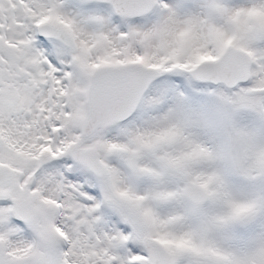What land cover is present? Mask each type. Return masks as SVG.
I'll use <instances>...</instances> for the list:
<instances>
[{"label": "rangeland", "instance_id": "374dc122", "mask_svg": "<svg viewBox=\"0 0 264 264\" xmlns=\"http://www.w3.org/2000/svg\"><path fill=\"white\" fill-rule=\"evenodd\" d=\"M154 1L128 21L91 0H0V164L15 175L0 194V264H149L146 240L165 264H264V0ZM43 24L76 51L39 40ZM228 46L250 56L247 86L186 75ZM130 64L162 77L129 122L82 141L91 75ZM72 148L96 150L105 179ZM189 184L205 207L186 200ZM10 198L30 221L15 222Z\"/></svg>", "mask_w": 264, "mask_h": 264}, {"label": "water", "instance_id": "95a60500", "mask_svg": "<svg viewBox=\"0 0 264 264\" xmlns=\"http://www.w3.org/2000/svg\"><path fill=\"white\" fill-rule=\"evenodd\" d=\"M92 2L110 6L117 16L131 21L143 18L155 9L154 0H92ZM218 14L221 19L226 18L224 6L219 7ZM40 35L45 39L61 43L71 52L76 51L75 44L69 35L48 24L41 26ZM250 67L251 59L246 53L228 47L218 61L203 62L188 71L187 75L194 81L203 82L213 88L223 86L226 91H234L249 83ZM159 77L158 71L141 65L107 67L94 72L87 95V116L83 122L81 139L89 141L94 138L98 130L104 133L130 120L149 87ZM70 157L97 178H105V167L100 162L96 150L72 148ZM137 164L138 157L135 154L125 160V165L130 172L136 171ZM7 185L9 184H2V187ZM184 196L196 207L205 206L208 202L205 190L193 184L185 187ZM16 212L24 221L32 217L27 203L21 204ZM144 244L148 252L149 264H165V253L158 243L146 240ZM39 259L36 257L34 261L38 262Z\"/></svg>", "mask_w": 264, "mask_h": 264}, {"label": "flooded vegetation", "instance_id": "af4514ba", "mask_svg": "<svg viewBox=\"0 0 264 264\" xmlns=\"http://www.w3.org/2000/svg\"><path fill=\"white\" fill-rule=\"evenodd\" d=\"M0 151H1V149H0ZM6 174L10 175L11 180H10V178H8V176ZM14 178H15V175H14V172L12 171V169L10 167L6 166V165L0 164V194H1V190L4 189V188L1 187V185L2 184H5L6 181H8V180H9V182H11V185H12L13 182H14ZM11 185L8 186L7 188H10ZM4 198L5 197H1V195H0V201H3V203H5ZM6 204L8 206H12V210H11L12 211V214H16V208H17V206L14 205V200L12 198H10V199L6 200ZM39 253L42 256H44V254L42 252H39ZM31 260L33 261V258L32 257H31Z\"/></svg>", "mask_w": 264, "mask_h": 264}, {"label": "bare ground", "instance_id": "6f19581e", "mask_svg": "<svg viewBox=\"0 0 264 264\" xmlns=\"http://www.w3.org/2000/svg\"><path fill=\"white\" fill-rule=\"evenodd\" d=\"M179 25H183L184 26V24H183V22H179ZM196 28H197V26H195ZM180 28V26L178 27V29Z\"/></svg>", "mask_w": 264, "mask_h": 264}]
</instances>
